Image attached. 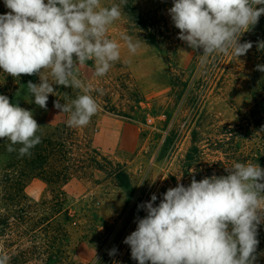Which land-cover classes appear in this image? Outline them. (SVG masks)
Segmentation results:
<instances>
[{
  "label": "clouds",
  "instance_id": "obj_1",
  "mask_svg": "<svg viewBox=\"0 0 264 264\" xmlns=\"http://www.w3.org/2000/svg\"><path fill=\"white\" fill-rule=\"evenodd\" d=\"M4 5L9 11L0 14V69L14 79L37 75L40 82L29 81L26 89L45 110L54 85L80 90L75 99L57 100L54 107L69 114V127L88 125L99 105L76 69L91 61L94 76L103 77L120 59V44L106 32L123 15L127 0L111 5L101 0H4ZM168 12L180 30L178 39L202 50V60L229 50L239 58L253 47L240 39L264 15V0H173ZM122 39L129 52H137L140 38L124 34ZM257 47L264 50V42ZM256 70L264 72V65ZM41 127L32 111L0 94V139L9 141L8 153L31 156L41 143ZM225 170L227 175L199 181L193 176L188 186L180 183L182 175L176 176L177 186L168 188L158 205L155 194L138 205L147 215L137 218L136 229L123 241L131 258L138 264H255L258 230L264 224V168L236 162ZM10 260L0 254V264Z\"/></svg>",
  "mask_w": 264,
  "mask_h": 264
},
{
  "label": "rangeland",
  "instance_id": "obj_2",
  "mask_svg": "<svg viewBox=\"0 0 264 264\" xmlns=\"http://www.w3.org/2000/svg\"><path fill=\"white\" fill-rule=\"evenodd\" d=\"M147 1L154 15L150 27L157 40L149 42L148 38H144L146 33L139 30L137 25L127 22L123 12L121 18L110 25L106 32L107 38L120 44V59L103 77L94 76V64L91 61L77 67L79 78L93 89L91 95L99 105L98 112L84 127H69V114L60 113L54 107L57 100L65 103L75 99L78 94H82L80 90L54 85L56 92L49 95L45 110L32 102L34 98L26 89L29 81L40 82L37 75H22L14 79L0 69V90L5 89L12 94L15 103L33 112L34 119L42 126L37 134L51 129L57 136L71 139L72 143H67L65 147L70 152L67 157L79 160L94 155V152L98 155L100 171H94L88 161L78 166L74 164L67 170L68 179L60 185L61 188L54 187L63 192L61 199L64 201L62 207L55 208V212L61 208L59 217L64 211L68 212L76 223L68 246L71 261L75 264H90L98 253L94 244L79 238L78 229L81 225L109 219L120 226L126 213L125 193L114 186L105 161H112L125 171L135 190L143 183L158 189L169 174L177 172L178 159L184 154L189 141L185 128L182 127L176 150L169 159L156 162L154 158L165 136L164 123H170L181 105V101L171 95L169 77L173 73L183 69L185 77L189 75V89L201 95L200 110L204 119L202 122L206 125L232 123L239 118V113L253 106L264 112V72L256 70L258 64H264V50H258L257 47L260 42H264V15L240 39L241 43L249 41L253 44L246 55L237 58L229 50L226 55L213 54L204 61L200 50L194 51L178 39L180 30L174 26L168 12L173 0ZM0 2V14L7 13L9 9L5 7L4 0ZM101 2L111 5L119 4L120 0ZM124 34L141 39L136 53L128 51L122 39ZM199 66L200 75L197 77L195 75ZM49 71L46 69L43 73L48 75L51 82ZM97 89L103 90V94ZM6 161V156L0 154V172ZM48 191L39 179H32L26 184L24 193L32 207L30 210L34 219L46 213L53 214L54 210L50 211L49 206L54 205L53 197L57 192L51 194ZM95 237L98 238L97 235ZM15 242L9 251L19 247L29 248L31 245L47 249L48 245L42 231L31 233L27 241ZM31 263H37V257L31 259Z\"/></svg>",
  "mask_w": 264,
  "mask_h": 264
},
{
  "label": "trees",
  "instance_id": "obj_3",
  "mask_svg": "<svg viewBox=\"0 0 264 264\" xmlns=\"http://www.w3.org/2000/svg\"><path fill=\"white\" fill-rule=\"evenodd\" d=\"M122 8L127 22L137 25L139 30L142 29L146 33L144 38H148L149 42L158 39L150 27L154 15L147 0H127V5ZM200 53L202 54V50ZM199 72L200 66L195 76L198 77ZM185 74V70L180 69L178 73H173L169 77L171 95L175 100L181 101V105L170 123H164L165 136L154 157L156 162L169 159L176 150L182 127L185 128L189 141L184 154L178 159L177 172L169 174L166 182L158 189L143 183L135 190L131 187L125 171L112 161H105L114 186L125 193L126 213L120 226H116V222L109 219H98L96 223L92 225L86 223L78 229L82 241L97 247L98 264H138L131 258L130 246L123 242L136 229L137 218L147 215L143 208L138 209V205L149 201L153 194L157 196L155 204L158 205L163 193L168 188L177 186L176 176L182 175L180 183L188 186L193 176L199 181L214 174L227 175L225 169L231 168L236 162L258 163L264 168V112L253 106L248 111L239 113V118L232 123L206 125L202 122L204 119L200 110L201 95L189 89V75L185 77ZM0 94L8 96L10 102L15 103L12 94L5 89L0 90ZM195 116L197 117L193 123ZM38 135L41 136V143L31 150V156L23 158L19 157L17 152L8 153L6 145L9 141L0 139V154L7 158L0 172V254L9 255L10 264H75L71 261L68 246L76 223L72 221L68 212L64 211L59 217L61 208L55 212V208L62 207L64 201L61 199L63 192L60 189L55 190L54 187H60L68 179L66 172L74 164L78 166L77 164H85L88 161L94 171H100L101 164L95 152L94 155H87L79 160L72 156L67 157L70 152L65 147L71 139L57 136L51 129H46L43 134ZM16 147L19 148V145ZM32 179L41 180L49 193L57 192L53 197L54 205L49 206L50 211L54 210L53 214L46 213L35 219L32 216L30 210L32 207L24 193L26 184ZM101 229L103 232H100ZM35 231L45 233L47 249L31 245L29 248L19 247L9 251L13 242L27 241ZM258 239L255 264H264V224L259 226ZM112 249H116V252L109 255ZM34 257H37V263H31ZM96 259L90 264H97Z\"/></svg>",
  "mask_w": 264,
  "mask_h": 264
}]
</instances>
